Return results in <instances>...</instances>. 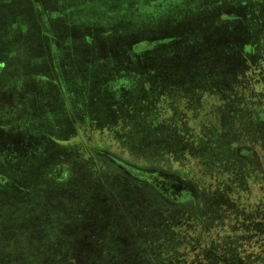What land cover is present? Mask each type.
<instances>
[{"label":"rangeland","instance_id":"obj_1","mask_svg":"<svg viewBox=\"0 0 264 264\" xmlns=\"http://www.w3.org/2000/svg\"><path fill=\"white\" fill-rule=\"evenodd\" d=\"M0 58V264H264V0H0Z\"/></svg>","mask_w":264,"mask_h":264},{"label":"trees","instance_id":"obj_2","mask_svg":"<svg viewBox=\"0 0 264 264\" xmlns=\"http://www.w3.org/2000/svg\"><path fill=\"white\" fill-rule=\"evenodd\" d=\"M245 149H247L250 152H254V150L252 148L246 147ZM247 150H245V151L247 152ZM98 151L102 155H104V157L106 156L111 161L112 164H114L117 167H120L126 174H129L131 176H133V175L137 176V178H139V180L144 182L145 184H151V183L153 184V182H154V183H159L162 187L163 183H160V182H162L161 180L163 179V177L161 174H159L155 171H152L149 168H144V167H141L139 165H135V164L129 163L127 161H123V160L119 159V157L117 155L111 154V153L106 152V151L104 152V151H102V149H99ZM135 167L139 168V171L135 170L134 169ZM168 179L169 180H167L168 181L167 186H169L170 189L166 187L168 193H165L166 195L163 193L165 195L164 197L165 198L167 197V199H170V201H177L178 198L174 199L175 198L174 195L176 192L172 191L171 189H177L180 181H178L177 179H173V178H168ZM157 181H159V182H157ZM164 184H166V182H164ZM157 190L160 191L159 189H157ZM160 193H162V192L160 191ZM173 193H174V195H173ZM181 193L182 194L184 193L183 197H185L187 195L188 191L183 189V191H181Z\"/></svg>","mask_w":264,"mask_h":264},{"label":"water","instance_id":"obj_3","mask_svg":"<svg viewBox=\"0 0 264 264\" xmlns=\"http://www.w3.org/2000/svg\"><path fill=\"white\" fill-rule=\"evenodd\" d=\"M134 169L137 170V171H139V168H136V167H135Z\"/></svg>","mask_w":264,"mask_h":264},{"label":"flooded vegetation","instance_id":"obj_4","mask_svg":"<svg viewBox=\"0 0 264 264\" xmlns=\"http://www.w3.org/2000/svg\"><path fill=\"white\" fill-rule=\"evenodd\" d=\"M6 54H7V53H6ZM1 58H2V57H1ZM1 58H0V59H1ZM3 58H4V57H3ZM3 58H2V59H3ZM0 69H1V68H0Z\"/></svg>","mask_w":264,"mask_h":264}]
</instances>
